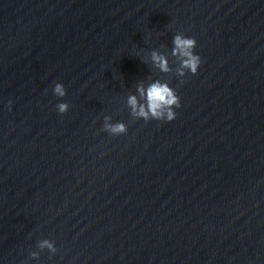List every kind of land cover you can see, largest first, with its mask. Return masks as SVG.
<instances>
[{
	"label": "clouds",
	"instance_id": "obj_1",
	"mask_svg": "<svg viewBox=\"0 0 264 264\" xmlns=\"http://www.w3.org/2000/svg\"><path fill=\"white\" fill-rule=\"evenodd\" d=\"M173 42L175 45L173 54L181 57V68L178 70V74L183 76L184 70L186 69L188 72L195 75L201 64L200 56L194 52L197 45L196 39L176 35ZM152 60L161 71L167 72L170 70L167 60L163 55L153 52ZM138 91L141 97L146 100V103L138 105L136 96H130L128 104L131 106L134 115L146 121L148 119H154L170 122L175 119L177 113L174 109L180 107V98L168 84L156 81L150 84L146 90L142 86L138 87ZM55 92L60 96L65 94L63 86L60 84L56 85ZM58 109L63 113L67 110V105L60 104L58 105ZM105 128L113 133H122L126 131L122 123L115 125L106 124ZM40 246H47L54 251L53 245L48 241H44Z\"/></svg>",
	"mask_w": 264,
	"mask_h": 264
}]
</instances>
